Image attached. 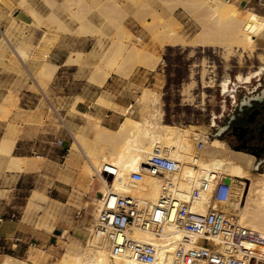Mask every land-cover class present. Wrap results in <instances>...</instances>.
<instances>
[{
	"label": "bare ground",
	"instance_id": "bare-ground-1",
	"mask_svg": "<svg viewBox=\"0 0 264 264\" xmlns=\"http://www.w3.org/2000/svg\"><path fill=\"white\" fill-rule=\"evenodd\" d=\"M96 1L88 0L90 3ZM162 1L163 5L160 11L154 8L151 4L153 2L150 3L151 14L159 23L164 22L166 18H175L171 8L166 6V0ZM181 1L189 13L196 18L195 20L199 21L200 29L194 38L196 41H200V45L220 47L226 54L224 57L228 59L229 55L236 54L239 62H242L244 57L253 55L258 49L257 39L264 36V14L259 13L253 5L240 6L235 0ZM113 2L122 6L119 0H113ZM124 11H126L125 8L120 9L118 17ZM112 25L111 36L114 39L116 51L131 47L135 54L142 55V59L146 61L159 60L160 55L155 48H150L149 45L140 48L130 44V32L122 24L121 19H118L115 24L113 21ZM152 25L150 20L148 26ZM156 37L158 36L156 35ZM180 41H184V37L174 29H168L166 35L162 37L161 43L170 46V44ZM20 53L24 54L23 51ZM256 58L263 62L264 54L258 52ZM86 60L90 59L81 55L78 62L83 64L87 62ZM205 61L204 58L201 59L203 64L199 71L201 82H210L206 85L214 86L212 81L214 79L208 81L204 79L210 67L214 65L207 63L205 65ZM89 71V78L86 79L99 85H103L113 71L129 74L126 70L99 69L97 67L90 68ZM52 73V68H46L35 74L34 90L43 97H47V86ZM236 80H240L239 74L236 76ZM159 96L157 89L145 87L135 101L125 105L116 102L123 108L125 118L115 129L103 125L100 118L94 119L89 113L85 114V124L93 128L95 140L89 143L88 139H83L85 161L81 162L79 166L81 176L78 185L82 186L83 191L90 195L88 210L92 217L89 235L85 242L81 243L70 238L67 228L59 233L58 242L64 247V252L54 264H173L180 248L202 243H197V237L193 232L173 221L162 225L160 235L153 230H143L138 225H132L128 229V235L131 238L158 245L155 259L152 262H143L124 254L126 251L123 254L114 253L107 235L101 232L99 224L102 222L103 210L112 205L117 196H131L142 204L147 203L148 205L158 204L161 197L167 196L175 199L176 203H188L191 212L198 215L205 214L211 205L221 208L227 213L234 209L238 218H236L237 222L242 228L264 235V171L259 173L251 171L253 155L232 152L219 138L209 140L206 135V127L196 123L172 124L164 122ZM135 110L138 114L137 119L132 116ZM30 114L23 110L24 124L30 122L32 118ZM58 114L61 119L60 125L63 126L64 114L63 112ZM206 141L209 142V147L221 149V151L217 153L207 151L204 148ZM200 142H202L201 147L199 146ZM3 144L5 145V142ZM3 144L1 147L4 148ZM156 146L159 147L161 155L179 161L177 170L155 169L148 166ZM5 150L7 151V149ZM74 157L75 154L71 153L66 164L74 163ZM40 158L39 156H18L12 157V162L20 170L25 171L35 167L36 163L40 162ZM134 172L140 173L138 179L134 178ZM62 174L66 180L70 178L66 172ZM225 178L228 179V196L223 201L214 200L213 193L220 180ZM33 196L25 207L26 213H30L31 209L39 204L35 198L36 193ZM44 210L45 214L52 212L49 207ZM48 218L43 217L37 220L36 225L48 231L53 230V224ZM11 228L12 223L4 221L2 229L8 232ZM44 249L41 246L30 249L28 258H19L4 253L0 257V264H43L47 258ZM220 250L226 252L224 246H221ZM183 264L207 263L204 258H197Z\"/></svg>",
	"mask_w": 264,
	"mask_h": 264
},
{
	"label": "rangeland",
	"instance_id": "rangeland-1",
	"mask_svg": "<svg viewBox=\"0 0 264 264\" xmlns=\"http://www.w3.org/2000/svg\"><path fill=\"white\" fill-rule=\"evenodd\" d=\"M254 1L251 0L247 5H252ZM165 2L167 3L166 6L171 8L175 18H166L164 22L159 23L151 15L150 20L153 25L148 26L146 20L143 23L144 25L142 24L146 26V33L152 39L150 40L152 45L150 47L154 48L157 45L156 51L160 55L159 60L154 62L146 61L142 59V55L135 54L131 47L116 51L113 40L110 42H102L100 40L96 42V47L101 50L105 49L106 53L112 54V57L109 55L100 56L98 65L89 62L88 64H91L90 66L93 68L128 71V75H125V72H114L113 79L119 80L124 86H127L125 90L131 93L133 101L136 100L141 90L145 87L157 89L160 94L159 100L163 109L164 122L172 124L196 123L206 127L208 139L221 138L232 148L229 138L225 135H217V129L236 111L235 109L244 95L255 94L264 86V63L256 58L258 52L264 54V36H260L261 39H257L258 49L253 53L254 56L243 58L245 62L242 59V62H239L236 54L229 55L231 57L228 56L227 59V57H224L226 54L223 53L222 48L202 46L200 41L195 40L194 37L200 29L199 21L195 20L196 18L189 13L181 0H166ZM245 4L244 1L240 6H245ZM168 29H174L178 34L182 35L184 37L182 42L185 43L183 44L180 41L181 43L177 42L176 44H170V46L163 45L161 43L162 37L166 35ZM129 42L131 45L139 46L140 48L149 45L137 40H129ZM222 53L224 54L223 56ZM202 58L206 60L205 65L206 63L214 65L210 67L204 77L206 81L214 79L212 80L214 86L206 85L210 82H201L199 71L203 65L201 63ZM94 59L96 60L97 58ZM151 65L154 67H151ZM251 72L253 74L248 82L237 83L236 76L238 74L246 75ZM134 76H137V78ZM75 77L78 78L79 75L75 74ZM222 79H228L229 89L226 91H223L220 85ZM88 81L91 82L89 79ZM135 81H139L138 84H135ZM79 89L74 86L69 92L72 94ZM104 89L87 88L86 92L89 95H93L98 93V91L104 93ZM117 91L115 95L121 94L124 89ZM57 94H62V90L54 95ZM52 95V93L47 92V97ZM97 99L102 104L115 107L114 103L110 102L108 97L102 94ZM54 107L56 110L60 108L57 105ZM73 108L74 106L71 108L72 112H74ZM121 112L125 118V113L122 110ZM132 116L134 119L138 118L136 110L132 113ZM71 125L72 133L69 150L65 152L67 155L64 158L65 167L62 166L63 163L61 161V164H57V169L53 172L54 176L50 177L48 173H50L51 169H48L45 166L44 159L40 158L39 165L23 171L27 172L18 180L16 186H10L9 184L3 187L0 186V257L7 253L19 258H28L30 249L41 246L45 248L44 250L47 254L43 264H54L64 252V247L58 242L59 233L67 228L70 238L81 243L85 242L89 235L92 217L90 210H88L90 195L83 191L82 186L78 185V180L81 176L80 163L85 161L83 139H88L87 142L89 143L95 140L94 130L86 124V129L84 127L82 131L76 128L73 129V126H77V120L71 122ZM204 148L209 152H219L218 149L208 146ZM231 151L235 152L233 148ZM71 153L75 154L74 163L66 164V160ZM248 155H253L251 171L253 173L263 172L264 155L261 159L250 152H248ZM260 160H262L261 164L258 163ZM257 164L258 167L255 168ZM12 167L19 169L15 165ZM32 168H34V173H31ZM64 172L69 175L70 180L65 179L62 174ZM34 193H36L35 198L39 204L32 208L30 213H26L25 207L28 201L34 197ZM48 207L52 211L49 213L51 215L45 214L44 209ZM230 213L234 214L235 217L237 216L234 209ZM43 217H49L48 219L53 224V230L48 231L36 225V221ZM4 221L12 223V228L8 232L2 229Z\"/></svg>",
	"mask_w": 264,
	"mask_h": 264
},
{
	"label": "crops",
	"instance_id": "crops-1",
	"mask_svg": "<svg viewBox=\"0 0 264 264\" xmlns=\"http://www.w3.org/2000/svg\"><path fill=\"white\" fill-rule=\"evenodd\" d=\"M119 1L122 6L113 0H97L94 3L88 0H0L1 187L7 184L16 186L18 180L27 172L12 167L15 165L12 157H41L45 166L51 169L48 173L50 177L54 176L57 164L63 163L62 166L65 167L64 158L67 155L65 152L69 150L71 122L77 120L78 127L73 126V129L80 131L84 127L86 129L84 118L86 113L92 115L94 119L100 118L103 125L112 129L117 128L124 118L121 114L123 108L116 102L125 105L134 100L131 93L125 90L127 86L113 79L114 71L103 85L88 81L86 78L89 77V69L93 68L88 62L98 65L100 56L112 57L105 49L96 47V42L114 40L111 36L112 24L118 19H121L122 24L129 30V40H137L152 46L150 43L152 39L146 33V26H143V23L145 20L147 24L150 21L152 15L150 3L153 2L151 4L154 8L160 11L163 2ZM235 1L239 5L245 1L247 5L251 0ZM263 3L264 0H255L252 5L258 12L264 14ZM124 8L126 11L118 17L120 9ZM154 48L157 49V45ZM20 51L24 54L22 55ZM77 55L79 57L83 55L90 60L80 64ZM46 68H52L53 71L48 82V92L53 95L49 97H43L34 90L35 74ZM75 74L79 77L76 78ZM138 82L135 81V84ZM74 86L80 89L71 94L69 90ZM87 88L100 90L105 88L104 96L108 97L115 107L98 102V96L103 93L98 91L89 95L86 92ZM120 89L124 91L115 95ZM60 90L62 94L54 95ZM50 105L52 109L49 108ZM56 105L60 107L59 110L55 109ZM72 106L74 112L71 111ZM23 110L31 113L32 121L24 124ZM59 112L64 114L63 126L60 125ZM2 144L4 148L1 147ZM225 144L229 147L227 142ZM208 145L209 142L206 141L205 146ZM232 148L229 147L230 150ZM233 151L248 154L247 151L235 148ZM36 165H39V162ZM33 169L31 173H34Z\"/></svg>",
	"mask_w": 264,
	"mask_h": 264
},
{
	"label": "built area",
	"instance_id": "built-area-1",
	"mask_svg": "<svg viewBox=\"0 0 264 264\" xmlns=\"http://www.w3.org/2000/svg\"><path fill=\"white\" fill-rule=\"evenodd\" d=\"M201 145L202 142L199 143ZM154 152L148 166L171 171L179 168V161L161 155L158 146ZM139 177L140 173L134 172V178ZM227 196L228 183L222 179L213 198L223 201ZM101 220L99 227L107 235L112 251L122 254L126 251L124 254L143 262L155 259L158 245L131 238L128 229L138 225L160 235L162 225L173 221L193 232L197 243L202 242L180 248L173 264L197 258H204L207 264H264V235L242 228L234 214L213 205L205 214L198 215L191 212L188 203H176L175 199L167 196L161 197L160 202L154 205L142 204L131 196H117L114 203L103 210ZM221 246L226 252L220 250Z\"/></svg>",
	"mask_w": 264,
	"mask_h": 264
},
{
	"label": "flooded vegetation",
	"instance_id": "flooded-vegetation-1",
	"mask_svg": "<svg viewBox=\"0 0 264 264\" xmlns=\"http://www.w3.org/2000/svg\"><path fill=\"white\" fill-rule=\"evenodd\" d=\"M264 63V61L262 62ZM262 69V68H261ZM252 72L250 74H239L240 80L237 83L248 82L251 79ZM229 82L228 79H223L221 81V87L223 91L229 89ZM240 87V86H238ZM264 106L263 103L255 104L254 106L250 107L246 114L249 112L257 111ZM259 112V111H258ZM258 112H255L254 116H250L252 118V123L247 122L246 120L238 119L236 122H233L227 125V121L223 123L220 127H218L217 132L219 136H227L229 138L230 145L235 148L236 150H244L247 152H255L259 156L258 158L261 159L264 155V141L261 139L263 133L260 132V122H256V118L258 116ZM228 120V119H227ZM213 122V121H212ZM241 124V125H240ZM235 125H240L242 127H235ZM259 164L261 162L259 161Z\"/></svg>",
	"mask_w": 264,
	"mask_h": 264
},
{
	"label": "water",
	"instance_id": "water-1",
	"mask_svg": "<svg viewBox=\"0 0 264 264\" xmlns=\"http://www.w3.org/2000/svg\"><path fill=\"white\" fill-rule=\"evenodd\" d=\"M264 102V86H262L260 88V90L255 93V94H251V95H244L238 104V107L235 109L236 111L228 118L227 120V125L236 122L238 119L240 120H246L247 122H254L252 121V118H250V116H254L255 112H258V116L256 118V122H260V127L261 130L260 132L263 133L264 135V106H262L261 109L257 110V111H252L249 112V114H246V111L249 110L250 107L254 106L255 104H259V103H263ZM241 125V124H240ZM240 125H235V127H242ZM219 132H217L218 135ZM264 141V136H262L261 138ZM264 150V148H263ZM252 154H254L256 157H258L259 155L255 152H250ZM262 160H260L261 162ZM259 163V162H258ZM258 167V164L255 165V168ZM226 182H228V179L225 180Z\"/></svg>",
	"mask_w": 264,
	"mask_h": 264
}]
</instances>
